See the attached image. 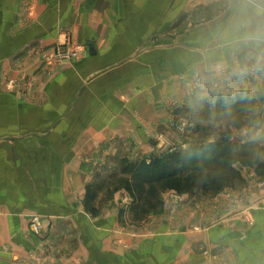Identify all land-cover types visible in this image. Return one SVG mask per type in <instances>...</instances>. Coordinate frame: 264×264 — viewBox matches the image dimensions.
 <instances>
[{
  "label": "crops",
  "instance_id": "0c3cea01",
  "mask_svg": "<svg viewBox=\"0 0 264 264\" xmlns=\"http://www.w3.org/2000/svg\"><path fill=\"white\" fill-rule=\"evenodd\" d=\"M205 11L206 0H0V101L19 104V86L7 90V81L24 71L38 79L32 98L44 105L10 122L0 115V136H11L0 141V166L6 151L10 168L0 171V264H264V184L225 192L218 222L203 232L188 228L201 214L188 205L183 235L163 234L159 216L150 224L157 234L126 249L116 240L117 207L85 215L100 166L146 148L144 137L164 125L165 89L176 97V75L169 87L165 71L176 73L174 53ZM66 34L84 52L49 72L42 57ZM33 215L51 219L42 230L49 253L29 234Z\"/></svg>",
  "mask_w": 264,
  "mask_h": 264
},
{
  "label": "rangeland",
  "instance_id": "374dc122",
  "mask_svg": "<svg viewBox=\"0 0 264 264\" xmlns=\"http://www.w3.org/2000/svg\"><path fill=\"white\" fill-rule=\"evenodd\" d=\"M42 58L49 67L47 69L49 72L53 70L51 68L57 65L78 59L68 60L59 64L52 62L50 65L46 57L43 56ZM165 73L170 87L171 80H173L176 73L170 70L165 71ZM13 80V78H10L7 81L8 86L6 89L13 90V85H18L21 101L17 105L13 104L11 99L0 101V115L4 114V119H8L9 122L11 119L10 115L14 112L41 111L44 106L39 99L32 98L33 95H36V90L39 86L38 79H32V77L24 74L23 71L19 81L16 80L15 82ZM165 92L163 98L164 125L149 131L147 137H144L147 141V147L142 150H132L129 156H122L119 160L116 159L115 163H110L109 168L108 166H100V169L97 170L91 179L90 185L86 186L87 189L83 201L85 212L87 213L85 215L90 219L103 218V213L106 212L102 211L101 208L103 206L105 209L117 207L114 215L120 222V236L116 240L125 249L127 248L126 242L130 240L146 241L147 237L156 235V227L150 224L152 220L155 221L159 216L162 218L164 216L165 221L168 223V232L163 229V234L183 235L182 227L187 226V224L185 221L186 213H181V208L188 205H193L196 211L201 213L197 214L196 223L188 224V228L192 232H203L205 227L209 229L218 222L219 217H216V215L219 216V214L216 213L226 206L223 200L225 192L233 193V195L252 192L257 186L264 184V148L258 142L246 141L241 134L240 124L235 126L222 124L216 130L218 139L214 144V147L218 148L219 153L222 154L217 158L213 156L205 168L195 170L196 187L194 192L189 194L166 190L161 192L155 200H149L146 196L139 198L135 193L130 192L125 187V181L130 179L134 166L141 158L149 157L153 154H168L187 149L189 146L205 145L206 137L213 131L208 124L210 113L207 110L201 113L198 119H194L189 115L187 106L180 103L177 97L171 96V89L168 91L165 89ZM243 107L241 104L234 105L231 109L232 116L241 117ZM222 112V109L218 108L216 110L217 121L229 119V117L223 116ZM0 122L2 121L0 120ZM10 137L0 136V141ZM132 143L134 149L135 142ZM1 158L3 166H0V171L2 173L3 169H10L5 164V160H8V153L4 151L3 155L1 154ZM19 182L21 181L19 180ZM115 193L117 197L112 200ZM151 204L154 207L150 208ZM145 208L147 209L144 210ZM205 210L211 213L210 217L203 214ZM49 218L47 217L45 221L44 217L33 215L28 221L29 234L35 235L41 241L38 245L40 252H47L50 248L47 240L49 233L42 231L45 225L51 224V219ZM102 227L100 228L101 240L105 237V235L102 237V232H104ZM74 234L71 233L70 235L74 237ZM125 235L127 237H124ZM131 251L138 252L139 249L134 248ZM53 253L57 254V249ZM206 253L207 249L201 247L200 254L203 256ZM137 254L139 253H135L136 257L138 256Z\"/></svg>",
  "mask_w": 264,
  "mask_h": 264
},
{
  "label": "clouds",
  "instance_id": "9594fccd",
  "mask_svg": "<svg viewBox=\"0 0 264 264\" xmlns=\"http://www.w3.org/2000/svg\"><path fill=\"white\" fill-rule=\"evenodd\" d=\"M173 66V95L194 119L210 113L205 147L215 144L222 124H240L243 138L264 148V0H206ZM236 104L244 106L239 118L231 114ZM218 108L229 119L217 121Z\"/></svg>",
  "mask_w": 264,
  "mask_h": 264
},
{
  "label": "trees",
  "instance_id": "16d2710c",
  "mask_svg": "<svg viewBox=\"0 0 264 264\" xmlns=\"http://www.w3.org/2000/svg\"><path fill=\"white\" fill-rule=\"evenodd\" d=\"M218 153L219 149L214 145H196L168 154L143 157L134 166L125 187L139 198L146 196L149 200H155L166 190L190 194L196 187L195 170L205 168L213 156L220 157L222 153Z\"/></svg>",
  "mask_w": 264,
  "mask_h": 264
},
{
  "label": "built area",
  "instance_id": "2783aa9c",
  "mask_svg": "<svg viewBox=\"0 0 264 264\" xmlns=\"http://www.w3.org/2000/svg\"><path fill=\"white\" fill-rule=\"evenodd\" d=\"M84 49V44L72 41L70 36L66 34V40L63 43H60L52 52L45 53L43 56L46 57L50 65L52 62L59 64L80 57Z\"/></svg>",
  "mask_w": 264,
  "mask_h": 264
}]
</instances>
